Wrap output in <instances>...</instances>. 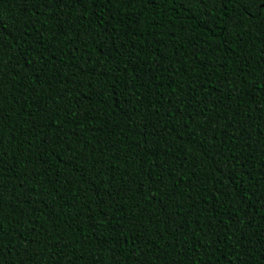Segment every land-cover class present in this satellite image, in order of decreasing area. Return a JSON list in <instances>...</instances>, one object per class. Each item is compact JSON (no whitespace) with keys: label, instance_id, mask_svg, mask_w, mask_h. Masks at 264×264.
Instances as JSON below:
<instances>
[{"label":"trees","instance_id":"trees-1","mask_svg":"<svg viewBox=\"0 0 264 264\" xmlns=\"http://www.w3.org/2000/svg\"><path fill=\"white\" fill-rule=\"evenodd\" d=\"M0 0V264H264V10Z\"/></svg>","mask_w":264,"mask_h":264},{"label":"snow or ice","instance_id":"snow-or-ice-1","mask_svg":"<svg viewBox=\"0 0 264 264\" xmlns=\"http://www.w3.org/2000/svg\"><path fill=\"white\" fill-rule=\"evenodd\" d=\"M200 2H203V0H200ZM235 2L244 7V10L247 11V7L245 6L249 3V0H235ZM255 2L260 9L264 10V0H255Z\"/></svg>","mask_w":264,"mask_h":264}]
</instances>
